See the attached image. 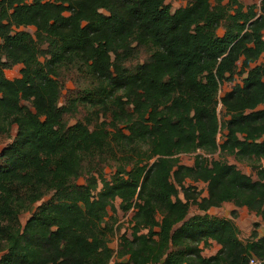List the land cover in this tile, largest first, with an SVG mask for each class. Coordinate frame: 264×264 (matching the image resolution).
I'll return each instance as SVG.
<instances>
[{"label": "trees", "instance_id": "obj_1", "mask_svg": "<svg viewBox=\"0 0 264 264\" xmlns=\"http://www.w3.org/2000/svg\"><path fill=\"white\" fill-rule=\"evenodd\" d=\"M166 2L0 0V264L264 260V237L206 213L231 203L264 220V0ZM116 201L134 212L118 250ZM192 206L205 214L188 219Z\"/></svg>", "mask_w": 264, "mask_h": 264}, {"label": "rangeland", "instance_id": "obj_2", "mask_svg": "<svg viewBox=\"0 0 264 264\" xmlns=\"http://www.w3.org/2000/svg\"><path fill=\"white\" fill-rule=\"evenodd\" d=\"M247 4H256L259 3L258 0H254V2H251V0H246L245 1ZM188 3V0H167L166 4L170 6L171 11L175 12L177 9L181 8V7H185ZM227 2H225L226 4ZM30 33H34L35 29L33 27L24 29ZM224 32L223 29L219 30V35H222ZM255 65H253L254 67ZM20 67H15L11 70H7V76L9 79H16L19 77L20 75ZM240 69L238 70V74H236L235 78H234V82H226L223 84L219 97H223L226 93L232 91V89L235 87V85L237 84H243L244 79L246 78V74L245 75H241L239 74ZM74 89V85L72 82H69L66 85V89L64 91V99L65 97L68 95V92ZM64 99L62 100V102H64ZM260 109H264V107H261ZM218 115L219 118L221 120V122L223 123L224 120H227L228 118L224 116V111L222 109V105L219 104L218 106ZM77 120L72 121L71 123L74 124ZM224 132H222L219 137H218V141L221 144L224 140ZM5 146V143H1L0 142V152L3 150ZM216 159H218L219 157L216 155L215 156ZM181 160V164L186 165V166H193L194 161H195V154L193 155H183L180 157ZM230 164L236 165V167L241 170L243 173H245L246 175H249L253 178V180L257 181V176H256V172L254 171L253 168H251L248 164L246 163H240L238 161H236L234 158L230 157L228 159ZM115 172V170L113 169H106V176L108 179L111 178V176L113 175V173ZM85 183V180L83 178H81L78 181V184L83 185ZM189 185L191 183H188ZM196 189L197 192L200 193L201 197H206L207 196V186L206 184L203 183H197V184H192ZM50 196L45 198L44 201H49L50 200ZM181 198L183 199L184 196L181 193ZM119 204L120 201H116L115 203V208L116 211L110 210L109 211V217L106 218L107 222H111L113 217H115L117 219L116 222V227H119V234L116 235V237L113 239V241L111 242V247L114 250H118V246L120 243V237L122 235H127V237H131L132 234V217L134 216V212L130 211L128 213H123L120 209H119ZM39 204H37V206H39ZM237 211V217L234 218L232 216V212L233 211ZM207 214H209L210 216L213 217H217L220 219H230L233 220V222L237 225V227L240 230V239L247 243L251 240H253V235L256 233L257 236L259 238L264 237V220L261 217H258L254 212L249 211L247 208H241V209H236V207L231 204V203H226L224 204L221 208H213L210 209L208 212H206ZM205 213L200 211L197 206H192L190 209V213L188 216V219L196 216V215H204ZM24 218V216H23ZM210 246L209 247H204V245L202 244L201 247L203 248V255L204 257H212L214 255H216L220 249L221 246H219L217 243L215 242H210ZM113 264V263H112Z\"/></svg>", "mask_w": 264, "mask_h": 264}, {"label": "built area", "instance_id": "obj_3", "mask_svg": "<svg viewBox=\"0 0 264 264\" xmlns=\"http://www.w3.org/2000/svg\"><path fill=\"white\" fill-rule=\"evenodd\" d=\"M247 264H264V260L258 259L256 257H252L249 259Z\"/></svg>", "mask_w": 264, "mask_h": 264}, {"label": "crops", "instance_id": "obj_4", "mask_svg": "<svg viewBox=\"0 0 264 264\" xmlns=\"http://www.w3.org/2000/svg\"><path fill=\"white\" fill-rule=\"evenodd\" d=\"M246 0H241V2L246 6V7H248V6H251L250 4H247L246 2H245ZM259 1V3H257L258 5L257 6H259L260 5V2H261V0H258ZM251 2H254V0H251ZM252 5H254V4H252ZM224 33V32H223ZM223 35V34H222ZM226 204V203H225ZM237 209V208H236ZM236 211V210H235ZM215 256V255H214ZM206 258H209V257H206Z\"/></svg>", "mask_w": 264, "mask_h": 264}]
</instances>
